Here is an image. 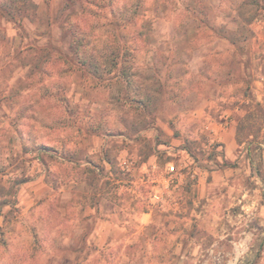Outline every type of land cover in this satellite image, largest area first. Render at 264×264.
I'll return each mask as SVG.
<instances>
[{
	"label": "rangeland",
	"instance_id": "rangeland-1",
	"mask_svg": "<svg viewBox=\"0 0 264 264\" xmlns=\"http://www.w3.org/2000/svg\"><path fill=\"white\" fill-rule=\"evenodd\" d=\"M111 4L0 15V264H264V0Z\"/></svg>",
	"mask_w": 264,
	"mask_h": 264
},
{
	"label": "trees",
	"instance_id": "trees-1",
	"mask_svg": "<svg viewBox=\"0 0 264 264\" xmlns=\"http://www.w3.org/2000/svg\"><path fill=\"white\" fill-rule=\"evenodd\" d=\"M33 0H0V15H3L8 18V20H12L14 22L17 21L18 17L26 13L28 10V7L32 5ZM75 4L79 5V13L83 15L91 14L94 15V17L99 16V14L102 11H109L106 17L109 15L111 16V23H115L116 25L119 24L117 19V9L111 4V0H71ZM112 5V6H111ZM94 8V9H92ZM109 18V17H108ZM107 19V18H106ZM86 23V19H81L77 23L74 24V27L76 28V33L83 35L82 30L83 26ZM65 30V27L63 28ZM70 31V28H67V31ZM77 35V34H76ZM78 36V35H77ZM83 39V38H82ZM66 56V54H62ZM78 56L80 57V60H82V64H85V61L83 58L86 56V53L82 52L79 53ZM91 56H89L90 58Z\"/></svg>",
	"mask_w": 264,
	"mask_h": 264
},
{
	"label": "crops",
	"instance_id": "crops-1",
	"mask_svg": "<svg viewBox=\"0 0 264 264\" xmlns=\"http://www.w3.org/2000/svg\"><path fill=\"white\" fill-rule=\"evenodd\" d=\"M235 138H232L229 142H226V150L228 151L226 156H225V159H229L231 158V156H233L236 152H237V148H236V140H234ZM238 143V142H237ZM235 145V146H234ZM239 145V143H238ZM96 150V149H95ZM222 167V166H221ZM220 170L222 171L223 169L220 168ZM26 198L27 199H30L31 198V195H26ZM25 197L22 198V200L24 201ZM22 201V203H23ZM23 206V205H22ZM31 205L28 206V208H26L25 210H28L30 209ZM23 209V207H22Z\"/></svg>",
	"mask_w": 264,
	"mask_h": 264
},
{
	"label": "built area",
	"instance_id": "built-area-1",
	"mask_svg": "<svg viewBox=\"0 0 264 264\" xmlns=\"http://www.w3.org/2000/svg\"><path fill=\"white\" fill-rule=\"evenodd\" d=\"M172 170H173V168H172Z\"/></svg>",
	"mask_w": 264,
	"mask_h": 264
}]
</instances>
